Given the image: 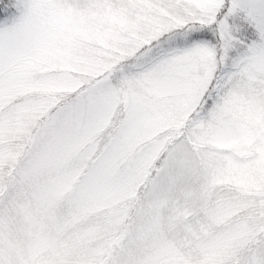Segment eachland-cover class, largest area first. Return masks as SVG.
<instances>
[{"label":"snow or ice","instance_id":"snow-or-ice-1","mask_svg":"<svg viewBox=\"0 0 264 264\" xmlns=\"http://www.w3.org/2000/svg\"><path fill=\"white\" fill-rule=\"evenodd\" d=\"M0 264H264V0H0Z\"/></svg>","mask_w":264,"mask_h":264}]
</instances>
